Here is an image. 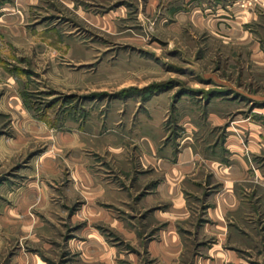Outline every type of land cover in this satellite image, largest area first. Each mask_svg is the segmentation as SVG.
Here are the masks:
<instances>
[{
  "label": "rangeland",
  "instance_id": "obj_1",
  "mask_svg": "<svg viewBox=\"0 0 264 264\" xmlns=\"http://www.w3.org/2000/svg\"><path fill=\"white\" fill-rule=\"evenodd\" d=\"M0 242V264H264V0H0Z\"/></svg>",
  "mask_w": 264,
  "mask_h": 264
},
{
  "label": "crops",
  "instance_id": "obj_2",
  "mask_svg": "<svg viewBox=\"0 0 264 264\" xmlns=\"http://www.w3.org/2000/svg\"><path fill=\"white\" fill-rule=\"evenodd\" d=\"M253 127L257 128V132L260 135L261 134V132H260L261 128L258 126H253ZM178 159H179L178 160L179 165H177V166H170V167L163 166V169L165 168L168 171L167 172L168 178L171 182L172 181L174 182V180H176V178H185L188 175H191V174L196 172L195 163H197V159L195 158V154L193 153L192 149H190V148L184 149V151L182 153H180ZM217 172L219 174L221 173L222 174L221 176H224V177L229 176V175L233 176V174L238 175L239 173H241L238 168H223V169H218ZM229 180H230V178L229 179L226 178V181H229ZM231 184H233V182ZM171 188H173V187H171ZM171 188L169 187L167 190H170ZM171 190H174V188ZM228 207L229 206H228L227 202L219 203V212L221 214L216 212L215 215L217 216V218H221V220H222L224 218L223 213H226L229 210ZM0 246H1V242H0ZM0 251H1V248H0ZM14 263L15 264H35L34 259L29 258V257H23V256L22 257H16V260Z\"/></svg>",
  "mask_w": 264,
  "mask_h": 264
},
{
  "label": "built area",
  "instance_id": "obj_3",
  "mask_svg": "<svg viewBox=\"0 0 264 264\" xmlns=\"http://www.w3.org/2000/svg\"><path fill=\"white\" fill-rule=\"evenodd\" d=\"M240 1L247 2V1H251V0H240Z\"/></svg>",
  "mask_w": 264,
  "mask_h": 264
}]
</instances>
